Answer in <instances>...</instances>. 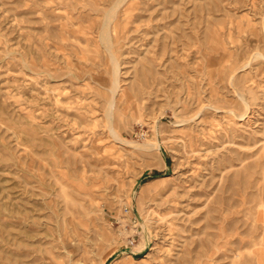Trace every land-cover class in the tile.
<instances>
[{
  "label": "rangeland",
  "instance_id": "rangeland-1",
  "mask_svg": "<svg viewBox=\"0 0 264 264\" xmlns=\"http://www.w3.org/2000/svg\"><path fill=\"white\" fill-rule=\"evenodd\" d=\"M0 264H264V0H0Z\"/></svg>",
  "mask_w": 264,
  "mask_h": 264
},
{
  "label": "bare ground",
  "instance_id": "bare-ground-1",
  "mask_svg": "<svg viewBox=\"0 0 264 264\" xmlns=\"http://www.w3.org/2000/svg\"><path fill=\"white\" fill-rule=\"evenodd\" d=\"M115 12V11H114ZM113 14V11H109L108 12V15L106 16V18H105V25H104V28H103V32H102V34H101V39H102V41L106 44V49L109 51V52H111L110 51V48H109V45H110V39H111V35H110V32H109V29H110V24H111V15ZM258 54V53H257ZM256 54V55H257ZM261 56V55H260ZM260 58V57H259ZM263 58V57H262ZM252 59V58H251ZM252 61V60H251ZM118 62L114 59L113 60V69H114V74H115V86L117 87V75H118ZM238 94V97L241 99V101L245 104V105H247L248 106V102H247V100H246V98L243 96V94L242 93H237ZM114 102L112 101V104H113ZM114 105V104H113ZM113 107V106H112ZM112 107H110V108H112ZM109 110H111V109H109ZM246 114V112H244V113H242V114H239V116H244ZM235 115V114H234ZM109 118H110V116H108ZM113 119V118H112ZM112 121V120H111ZM110 130H111V133H112V135L116 138V139H118V140H120V137L118 136V134H117V132L115 131V129L114 128H110ZM141 148H146V149H148V148H154L155 147V145H153V144H141V145H139ZM139 219H142L141 218V216H139L138 217Z\"/></svg>",
  "mask_w": 264,
  "mask_h": 264
}]
</instances>
